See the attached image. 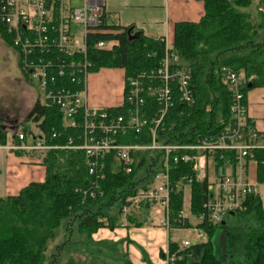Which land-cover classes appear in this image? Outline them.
Instances as JSON below:
<instances>
[{
	"label": "built area",
	"instance_id": "1",
	"mask_svg": "<svg viewBox=\"0 0 264 264\" xmlns=\"http://www.w3.org/2000/svg\"><path fill=\"white\" fill-rule=\"evenodd\" d=\"M104 1L78 0L77 6L73 0H0V26L10 37L21 69L42 88L43 101L39 103L57 107L63 125L77 131L64 146L46 144L41 132L37 139L30 135V141L25 133L15 132L11 134L14 144L7 148L42 153L41 158L51 149L81 150L92 178V189L84 191L90 197L96 196L109 156L114 171L130 173L135 162L133 152L154 153L153 172L127 195L122 217L142 204L150 205L156 215H161V223L167 229L190 228L183 208L173 218L176 227L171 225L169 210L170 170L180 162L190 163L193 176H181L176 185L183 190L190 187L192 180L205 182L206 197L203 211L193 215L197 220L192 228L195 241L181 239L175 252L165 253L163 264H173L183 259L181 250L206 241V232L198 224L204 222L211 227L223 223L227 215L244 213L248 200L258 195L257 184L249 178V168L251 164L256 166L254 152L264 148L263 136L247 114L244 71L222 66L219 73L229 95V123L214 134L199 135L194 143L162 139L164 121L173 102L190 106L195 98L189 65L161 36L165 46L160 63L124 78L123 102L115 106L120 108L118 112L110 111L115 107L90 106L86 95L87 76L92 68L88 39L95 33L120 32L102 27L109 25ZM118 43L114 38H97L90 46L96 51H111ZM149 96L155 105L152 110L148 108ZM144 133L146 137L140 143L118 139ZM190 255L191 250L186 253L188 258Z\"/></svg>",
	"mask_w": 264,
	"mask_h": 264
},
{
	"label": "trees",
	"instance_id": "2",
	"mask_svg": "<svg viewBox=\"0 0 264 264\" xmlns=\"http://www.w3.org/2000/svg\"><path fill=\"white\" fill-rule=\"evenodd\" d=\"M250 1L203 0L204 14L199 21H178L174 24L171 42L173 49L191 69L195 101L190 106H182L177 100L173 102L164 121L162 139L194 143L199 135L214 134L229 123V95L220 81L219 73L222 66L244 71L247 79L245 96L252 88L264 87V42L254 43L257 34L255 25L247 14L236 10L249 6ZM102 27L120 32L90 35L87 53L92 62L91 72L100 67H120L124 68L126 77L160 63L164 43L159 37H143L142 32L134 28L127 33L130 26L114 23ZM0 31L11 45L9 35L1 26ZM137 31L139 35L133 37ZM97 38H114L119 43L111 51H96L90 43ZM147 103L150 110L155 108L152 97H147ZM119 110V107L110 109L111 112ZM30 116L37 123L46 144L64 146L69 137H75L77 131L63 125L61 113L55 106L36 102ZM7 132L0 122V144L5 143ZM53 133L55 136H52ZM141 136L127 135L118 139L140 143L146 134ZM132 155L135 162L130 173L114 171L109 156L104 178L98 190H95L96 196L90 197L84 193L92 189V178L87 171L84 153L67 148L46 151L41 158L43 181L31 182L15 195L0 197V264H45L49 244L61 231L68 234L60 243L64 245L71 242L72 233L70 237L69 233L73 228L78 237L88 241L100 227L113 229L122 225L125 198L142 185L145 177L154 169V153L137 150ZM254 157L256 180L262 184L264 148L256 150ZM183 175L193 176L190 163L180 162L170 170L172 191L169 210L173 227L177 226L173 218L183 204L182 189L176 185ZM189 189V210L192 215H197L203 211L206 183L192 180ZM247 206L239 216L251 215L256 224L253 227H225V222L211 227L204 222L198 224L206 232L207 238L205 242L187 249L188 252L198 246L203 249L200 261L188 264H235L232 260L223 263L213 253L211 236L218 226L225 227V246L231 256L238 254L247 264H264V209L258 196L250 198ZM125 219L134 221L131 215H126ZM135 224L139 225L137 222ZM60 245L55 246L57 251ZM168 246L171 252L177 248L172 242ZM80 254L84 255L82 259L69 257L64 264H109L96 254ZM119 264L133 263L125 260ZM174 264H184V260Z\"/></svg>",
	"mask_w": 264,
	"mask_h": 264
},
{
	"label": "crops",
	"instance_id": "3",
	"mask_svg": "<svg viewBox=\"0 0 264 264\" xmlns=\"http://www.w3.org/2000/svg\"><path fill=\"white\" fill-rule=\"evenodd\" d=\"M106 17H112L119 26H133L142 32L143 37H164L171 42L173 27L178 21L197 22L204 14L203 0H105ZM108 21V20H107ZM109 22V21H108ZM110 24V22H109ZM125 70L120 67H100L87 76V103L97 107H115L123 102ZM247 114L252 125L261 132L264 143V87L250 89L245 96ZM5 160L4 180L1 183L3 196L17 194L31 182L44 179V166L41 160L29 163L25 157L3 156ZM25 158V159H24ZM4 165L0 162V177ZM251 168L256 166L250 165ZM256 177V174H255ZM252 180V179H251ZM252 182L257 185V180ZM258 198L260 199L259 192ZM261 201V199H260ZM262 204V201H261ZM263 207V205H262ZM264 209V208H263ZM155 220L151 225L144 223L133 226L123 224L113 229L100 227L88 241L72 233L69 248L79 253L96 254L109 264H119L125 260L133 264H163L169 243L176 246L181 239L171 238L170 228L160 222L159 215H150ZM194 218V217H193ZM196 224V219L194 218Z\"/></svg>",
	"mask_w": 264,
	"mask_h": 264
},
{
	"label": "rangeland",
	"instance_id": "4",
	"mask_svg": "<svg viewBox=\"0 0 264 264\" xmlns=\"http://www.w3.org/2000/svg\"><path fill=\"white\" fill-rule=\"evenodd\" d=\"M73 4H79L78 0H73ZM237 11L245 13L248 15L249 20L255 25L257 34L254 38V43H262L264 42V0H251L249 6L247 7H238ZM107 20L112 23L114 19L112 17H107ZM135 30V29H134ZM11 42V40H10ZM164 43V42H163ZM165 46V45H164ZM171 46L172 42H171ZM135 47V46H133ZM142 45V49H143ZM13 45L7 42L5 36H2L0 31V122L3 124L4 128L8 131L6 135L5 143L2 144L4 146H0V162L4 165V170L2 169V177H0V197L3 196V190L1 183L4 180V171H5V160L3 156H16V157H25L26 160H30L29 163L36 162L37 159L41 158V154L37 152H21L18 154L15 150H11L7 148L9 145L14 144L11 142V134L15 132H23L25 136L30 141V135H34L37 139V136L40 135V129L38 128L37 123H35L30 116V112L32 110L33 105L36 102L43 101V90L38 85V83L31 78L28 74H26L18 64V57L16 51L14 50ZM132 49V48H131ZM139 49V47H137ZM175 51V50H174ZM177 53V52H175ZM24 158V159H25ZM250 177L252 180L256 181L254 168H251ZM257 190L259 192L260 199L262 201V205L264 208V183L257 185ZM183 204L182 208L184 213L187 214V223L189 224V229H170V237L171 238H184L188 239L191 242L195 241V233L193 231V226L195 224V220L192 214H189V203H190V189L189 186H186L183 190ZM156 215L154 213L153 206H146L142 204L137 209H132L127 213V215H131L134 221L126 220L125 217H122L123 221L127 224H131L133 226H137L135 223L137 222L139 225L144 223H148L151 225L155 222L152 218H149L150 215ZM161 216V215H160ZM197 221V220H196ZM161 222V218H160ZM223 222H225V227H238V226H255V222L251 215L239 216V213L236 215H227L224 217ZM76 225V224H75ZM75 227V226H74ZM225 227L218 226L212 236H211V244L213 248V253L217 259H219L223 263H227L230 260L234 261L235 264H247L242 257L233 255L229 253L225 246ZM63 230V229H62ZM67 232V231H66ZM66 232H60L56 238L50 242L49 248L47 250V259L45 264H64V261L69 257L75 259H82L84 255L76 252L77 250L73 248H69L70 243H74L73 240L69 244L60 245L62 241L65 240ZM74 232V228L69 233ZM63 234V235H62ZM59 244V250L57 251L55 246ZM177 249L174 250V252ZM56 251V253H55ZM183 253L184 264L199 262L203 249L201 247H196L191 249V255L188 258L186 253L188 252L186 249L181 250ZM179 252V253H180ZM181 253V254H182ZM53 257V260H52ZM51 259V260H50ZM50 261L52 263H50ZM177 262V261H176ZM175 263V262H174ZM173 263V264H174Z\"/></svg>",
	"mask_w": 264,
	"mask_h": 264
},
{
	"label": "water",
	"instance_id": "5",
	"mask_svg": "<svg viewBox=\"0 0 264 264\" xmlns=\"http://www.w3.org/2000/svg\"><path fill=\"white\" fill-rule=\"evenodd\" d=\"M132 28H133V27L130 26V27L127 29V33H129L130 30H131ZM138 35H139V31H137V32L133 35V37H137Z\"/></svg>",
	"mask_w": 264,
	"mask_h": 264
},
{
	"label": "bare ground",
	"instance_id": "6",
	"mask_svg": "<svg viewBox=\"0 0 264 264\" xmlns=\"http://www.w3.org/2000/svg\"><path fill=\"white\" fill-rule=\"evenodd\" d=\"M42 89V88H41ZM44 95V94H43ZM8 133V132H7ZM190 188V187H189Z\"/></svg>",
	"mask_w": 264,
	"mask_h": 264
}]
</instances>
